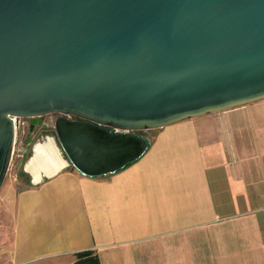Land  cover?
I'll return each instance as SVG.
<instances>
[{"label":"water","instance_id":"water-1","mask_svg":"<svg viewBox=\"0 0 264 264\" xmlns=\"http://www.w3.org/2000/svg\"><path fill=\"white\" fill-rule=\"evenodd\" d=\"M262 97L264 0H0V182L17 116L64 113L60 168L99 176L164 124Z\"/></svg>","mask_w":264,"mask_h":264},{"label":"crops","instance_id":"crops-1","mask_svg":"<svg viewBox=\"0 0 264 264\" xmlns=\"http://www.w3.org/2000/svg\"><path fill=\"white\" fill-rule=\"evenodd\" d=\"M99 176L71 168L0 196V264H264V97L158 127Z\"/></svg>","mask_w":264,"mask_h":264},{"label":"rangeland","instance_id":"rangeland-1","mask_svg":"<svg viewBox=\"0 0 264 264\" xmlns=\"http://www.w3.org/2000/svg\"><path fill=\"white\" fill-rule=\"evenodd\" d=\"M47 123H48V125H52V128H51L52 130H49L46 132H39L38 135H36L33 138V141L34 142L44 141V139H46L47 136L51 137V140L53 141V143L55 144V146L59 150V154L61 155L62 158H64V155H63L62 151L60 150V148L56 142L55 136H54L53 124H52L53 123V117L49 118L47 120ZM26 126H27L26 118H22L19 116L14 118L13 143H12V147H11L9 160H8L5 172L3 174V177L1 179V182H0V196L9 184L13 185L15 189L21 188L22 186H24L26 184L25 175L18 172V168H20L19 164H20L21 156L23 155V151H25V149L27 148L25 146V143L27 142L28 138H30V135H31V133L28 134V136L25 135L27 131L29 132V130L26 129ZM38 126H39V124L35 123L33 125L32 130L34 131ZM146 131H148V130H146ZM28 145H30V143ZM27 154H28V152H26V155ZM61 168H72V167H71V165L66 164V166H63ZM71 258L73 261L75 258L74 254L72 255ZM53 263L54 264H69V259H67V261H65L64 258H59V259L53 260ZM34 264H36V263H34Z\"/></svg>","mask_w":264,"mask_h":264},{"label":"bare ground","instance_id":"bare-ground-1","mask_svg":"<svg viewBox=\"0 0 264 264\" xmlns=\"http://www.w3.org/2000/svg\"><path fill=\"white\" fill-rule=\"evenodd\" d=\"M64 162L51 137L47 136L44 141L34 143L32 154L25 163V168L33 178H36L39 172L51 173L60 168Z\"/></svg>","mask_w":264,"mask_h":264},{"label":"flooded vegetation","instance_id":"flooded-vegetation-1","mask_svg":"<svg viewBox=\"0 0 264 264\" xmlns=\"http://www.w3.org/2000/svg\"><path fill=\"white\" fill-rule=\"evenodd\" d=\"M61 114H64V113H60L58 111H47V112L41 113V114L36 115V116H19L22 118H26V121H27L26 129L29 130V132L27 131L25 135L28 136V134L31 133L30 138H28L27 142L25 143V146L27 148L25 149V151H23V155L21 156V160H22V157L26 154V152H29L30 145H28V144L29 143L31 144L32 142H34L33 138L36 135H38L39 132H46V131L52 130L51 129L52 125H48L47 120L49 118L53 117V121H54L57 117H60ZM70 118L76 119L77 117L70 114ZM35 123H38L39 126L33 131L32 130L33 125ZM53 132H54V130H53ZM21 160H20V163H21ZM19 169H21V167L18 168V171H19Z\"/></svg>","mask_w":264,"mask_h":264},{"label":"trees","instance_id":"trees-1","mask_svg":"<svg viewBox=\"0 0 264 264\" xmlns=\"http://www.w3.org/2000/svg\"><path fill=\"white\" fill-rule=\"evenodd\" d=\"M18 172L25 174V172L20 169ZM75 258L72 264H98L97 257L90 249H82L73 252Z\"/></svg>","mask_w":264,"mask_h":264}]
</instances>
